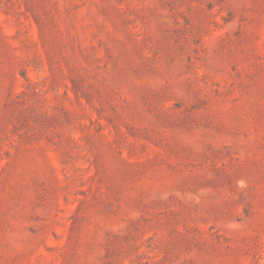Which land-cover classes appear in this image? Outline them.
Segmentation results:
<instances>
[{"label": "rangeland", "instance_id": "374dc122", "mask_svg": "<svg viewBox=\"0 0 264 264\" xmlns=\"http://www.w3.org/2000/svg\"><path fill=\"white\" fill-rule=\"evenodd\" d=\"M0 264H264V0H0Z\"/></svg>", "mask_w": 264, "mask_h": 264}]
</instances>
